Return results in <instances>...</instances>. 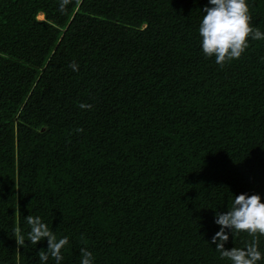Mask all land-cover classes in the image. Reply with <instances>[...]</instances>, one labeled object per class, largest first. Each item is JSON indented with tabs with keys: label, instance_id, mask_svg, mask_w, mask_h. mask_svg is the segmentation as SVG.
I'll list each match as a JSON object with an SVG mask.
<instances>
[{
	"label": "trees",
	"instance_id": "trees-1",
	"mask_svg": "<svg viewBox=\"0 0 264 264\" xmlns=\"http://www.w3.org/2000/svg\"><path fill=\"white\" fill-rule=\"evenodd\" d=\"M246 2L264 33V0ZM60 3L0 0V264H56L29 215L68 237L61 264L84 247L92 264H231L216 213L264 202V39L220 66L209 0ZM226 231L228 249L254 238Z\"/></svg>",
	"mask_w": 264,
	"mask_h": 264
},
{
	"label": "clouds",
	"instance_id": "clouds-1",
	"mask_svg": "<svg viewBox=\"0 0 264 264\" xmlns=\"http://www.w3.org/2000/svg\"><path fill=\"white\" fill-rule=\"evenodd\" d=\"M71 0H61L60 11L63 13ZM209 4L204 8L206 13L199 27V34L202 38V50L205 56L215 55L216 63L223 66L225 62L240 58L241 54L248 47V38L253 40L264 39V33L259 29H254L251 25V16L246 0H209ZM73 71H78V64L73 61L69 65ZM82 109H91L92 105H79ZM78 132L83 129H77ZM30 226L28 240L31 244L47 238V251L38 253L39 260L46 262L49 254L55 258L56 264H61L63 260L62 249L68 245V237L57 238L49 229L48 225L42 222L39 216L26 217ZM215 222L220 225V230L212 237V243L220 253L221 258H227L231 264H257L262 259V254L258 250L256 234L264 235V202L259 194L248 195L242 193L235 196L230 208L224 213H216ZM247 232L254 237L244 248H225L229 240V233ZM15 240L17 249L25 245V237L19 229L15 230ZM81 264H92L93 254L86 247L80 249Z\"/></svg>",
	"mask_w": 264,
	"mask_h": 264
},
{
	"label": "bare ground",
	"instance_id": "bare-ground-1",
	"mask_svg": "<svg viewBox=\"0 0 264 264\" xmlns=\"http://www.w3.org/2000/svg\"><path fill=\"white\" fill-rule=\"evenodd\" d=\"M40 17H43L44 16V14L43 13H40V15H39Z\"/></svg>",
	"mask_w": 264,
	"mask_h": 264
},
{
	"label": "rangeland",
	"instance_id": "rangeland-1",
	"mask_svg": "<svg viewBox=\"0 0 264 264\" xmlns=\"http://www.w3.org/2000/svg\"><path fill=\"white\" fill-rule=\"evenodd\" d=\"M40 15V14H39Z\"/></svg>",
	"mask_w": 264,
	"mask_h": 264
}]
</instances>
